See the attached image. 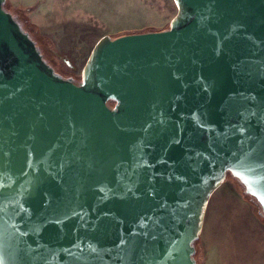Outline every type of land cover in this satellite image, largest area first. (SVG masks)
<instances>
[{"label":"water","instance_id":"obj_1","mask_svg":"<svg viewBox=\"0 0 264 264\" xmlns=\"http://www.w3.org/2000/svg\"><path fill=\"white\" fill-rule=\"evenodd\" d=\"M0 0V264H196L227 177L264 215V0H172L63 78Z\"/></svg>","mask_w":264,"mask_h":264},{"label":"rangeland","instance_id":"obj_2","mask_svg":"<svg viewBox=\"0 0 264 264\" xmlns=\"http://www.w3.org/2000/svg\"><path fill=\"white\" fill-rule=\"evenodd\" d=\"M5 6L8 12L25 18L37 42L44 45L43 55L54 70L75 83L80 81V72L100 37L164 30L176 13L172 0H6ZM243 190L238 181L227 177L210 198L202 233L195 243L196 264H233L232 255L238 252L234 238L236 242L241 239V251L250 247L245 230L264 248V216ZM213 241L217 244L210 246ZM214 246L221 259L211 253ZM255 248L253 243L250 249Z\"/></svg>","mask_w":264,"mask_h":264},{"label":"crops","instance_id":"obj_3","mask_svg":"<svg viewBox=\"0 0 264 264\" xmlns=\"http://www.w3.org/2000/svg\"><path fill=\"white\" fill-rule=\"evenodd\" d=\"M169 20L166 22V25L169 23ZM157 28H159V27H157ZM245 221L249 222L248 220H245ZM249 223H251V222H249ZM253 229L256 231V227L254 225H253ZM256 233H257V231H256ZM234 235H236V234H234ZM228 237H230V235H228ZM245 237L249 241V246L251 247L253 245V243H255L256 248H255V250H253V249H250V247H248V248H245L243 251H241V249L239 247L241 244V239L239 240V242H236V240L234 238V242L236 244V248H237L238 252L237 253L234 252L232 255L233 264H264V254H262V252L264 251V248L262 249L261 242L260 241H254L252 239L250 233L246 232V230H245ZM206 238L208 240H212V236H208ZM249 238L252 239L254 242H251L249 240ZM228 240L230 241V238ZM215 244H217V243H215V241L209 243L210 246H213ZM246 251H249V253L246 254ZM211 253L212 254L215 253L216 256L218 257V259H221V253L216 252L215 246L212 247ZM261 255H262V261L260 262L259 259H260ZM223 256H225V254H223ZM212 259L214 261H216L215 255H214V257H212ZM229 260H230V257H229Z\"/></svg>","mask_w":264,"mask_h":264},{"label":"trees","instance_id":"obj_4","mask_svg":"<svg viewBox=\"0 0 264 264\" xmlns=\"http://www.w3.org/2000/svg\"><path fill=\"white\" fill-rule=\"evenodd\" d=\"M4 9L8 12V10L6 9V6H5V5H4ZM9 13H10L12 16H14V18L16 19L17 23L20 25V27L22 28V30H23L24 32H27L28 35L30 36V38L35 42L37 48L40 50V52H41V54H42V56H43V59H44V60H45L50 66H52V65L47 61V59L44 57V55H43V52H42V51H43V47H44V45H41V44H39V42H37V40L35 39L33 33H32L31 30H30L31 28L26 26V20H25V18L22 17V16H19V15L15 16V15H14L13 13H11V12H9ZM41 47H42V49H41ZM64 78H65V77H64ZM243 194H244V196H245L247 199L251 200V201L256 205V207H258V211H259L260 215H263L262 212H261V208H260V206L258 205V203L256 202V200H255L253 197L246 195V194L244 193V190H243ZM263 216H264V215H263Z\"/></svg>","mask_w":264,"mask_h":264}]
</instances>
